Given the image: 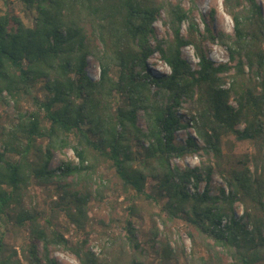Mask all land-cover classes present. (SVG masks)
<instances>
[{
	"label": "trees",
	"instance_id": "1",
	"mask_svg": "<svg viewBox=\"0 0 264 264\" xmlns=\"http://www.w3.org/2000/svg\"><path fill=\"white\" fill-rule=\"evenodd\" d=\"M20 1L35 13L32 26L0 8V106L15 115L0 131V219L25 230L26 237L20 257L0 227V264H58L52 247L80 264H264V11L259 0H224L232 35L215 33L205 19L203 32L196 0L188 9L184 0ZM161 14L170 36L154 46ZM210 41L225 49L228 62L209 57L205 44ZM187 47L199 60L197 69L183 58ZM155 53L170 73L151 71ZM91 59L100 69L98 78L88 72ZM26 102L32 110L24 109ZM184 104L189 118L181 113ZM140 113L146 129L138 123ZM180 131H186L184 141L178 139ZM227 137L250 143L252 151L226 152ZM67 148L78 161L64 162L58 175L51 168L54 153ZM192 154L204 159L200 166L172 163ZM103 168L115 172L128 206L125 235L111 238V246L97 255L89 249L95 232L89 204L107 200ZM214 175L225 186H211ZM33 186L56 196L49 211L33 205ZM137 201L152 208L144 210L154 224L145 242L134 222L143 214ZM236 204L243 207L241 216ZM59 213L74 227L70 238L57 224ZM178 220L189 228L190 257L169 231ZM147 246L157 261L149 259Z\"/></svg>",
	"mask_w": 264,
	"mask_h": 264
},
{
	"label": "rangeland",
	"instance_id": "2",
	"mask_svg": "<svg viewBox=\"0 0 264 264\" xmlns=\"http://www.w3.org/2000/svg\"><path fill=\"white\" fill-rule=\"evenodd\" d=\"M259 3L262 6L264 11V0H259ZM184 6L188 9L191 7L190 0H184ZM196 18L199 22L203 32H206V26L204 24V19L207 21L208 26L217 32H225L230 35L234 33L233 30V21L231 17L226 13L224 9V0H196ZM0 8L2 11L11 9L12 13L20 16L28 26H32L34 23L35 13L27 11L24 3L20 0H9L8 4H4L0 0ZM213 13V18L209 16ZM165 14H161L158 21L155 23V36L152 37L151 42L155 46L156 41H162L167 39L170 36L169 29L164 24ZM187 30V25L184 26V32ZM207 53L209 57L216 63H225L229 61L227 52L223 47L218 43L207 42ZM183 58L189 61L194 69L198 68V59L195 55V52L192 47H187L183 49ZM149 68L155 74H168L170 73V68L162 60L159 53H155L152 58L149 59ZM89 74L98 78L100 75V69L94 60H90V65L88 67ZM189 104H184L185 110H182L181 113L186 115L189 118V113L187 112ZM25 110H32L33 106L30 102L24 104ZM15 118L14 110L9 107L0 106V131L3 127H7L11 121ZM139 125L146 129L147 123L144 118L143 113H140L138 119ZM193 134L194 131L189 129ZM186 131H180L178 133V139L184 141ZM40 144L45 145L46 141L40 140ZM224 149L226 152H234L236 154L250 153L252 151V145L248 142H236L233 137H227L224 139ZM76 157L72 148H67L63 151H56L51 163V168L56 169L58 175L60 174L59 168L64 162L76 161ZM202 160L201 156L190 155L184 159H174L172 163L180 168L186 166L198 167L201 165ZM101 175L103 176V184L106 185L107 190L105 191V201L92 200L89 204V214L93 219L94 230L95 232L91 235L89 241V249L96 253L97 255L102 253V250L106 247L111 246V238L124 236L125 235V214L124 210L128 206V201L125 200L126 196L120 193L119 180L115 175L113 170L103 168L101 170ZM72 177L67 178V182L71 181ZM152 186V185H149ZM206 186L205 182L199 183V188L204 189ZM211 186H225L222 182V179L214 175ZM151 188V187H150ZM33 194H36L37 201H33V205H38L40 210L47 209L50 210V203L52 200H56V196L52 197L51 189H45L40 186H33L31 189ZM136 204L143 209V214L139 217L134 218L136 228L140 230V240L145 242L150 237V232L154 226L151 219L147 215L145 209L152 210V208L145 202L137 201ZM236 214L241 216L243 214V207L240 204H236ZM50 216L49 213H47ZM112 219L118 220L117 222L112 221ZM57 224L61 231L69 230L66 233L67 237L73 236L75 233L74 227L69 225L62 213L58 214L56 218ZM6 218L0 219V227L6 234V243L10 249L15 248L18 251V255L21 257L20 247L25 242L26 232L25 230H19L11 225ZM157 226L160 230H164L162 223L157 220ZM188 226L181 220H178L174 223H170L169 231L172 233L174 240L182 242L186 247L187 256L190 257L192 251V241L188 235ZM148 257L151 261H157V255L151 247L147 246ZM39 250H42V246L39 247ZM51 257L56 259L58 264H80L79 260L72 255L71 253L66 252L63 249L51 248ZM229 263L230 260L226 259ZM22 264H29L28 262H23Z\"/></svg>",
	"mask_w": 264,
	"mask_h": 264
},
{
	"label": "built area",
	"instance_id": "3",
	"mask_svg": "<svg viewBox=\"0 0 264 264\" xmlns=\"http://www.w3.org/2000/svg\"><path fill=\"white\" fill-rule=\"evenodd\" d=\"M76 161H78V160H76ZM226 222H227V220H223V222H222V227L225 226Z\"/></svg>",
	"mask_w": 264,
	"mask_h": 264
}]
</instances>
